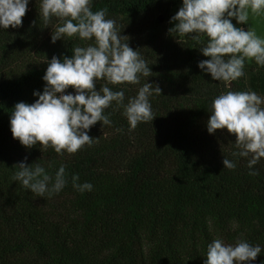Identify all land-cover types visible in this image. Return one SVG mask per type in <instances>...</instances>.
I'll return each mask as SVG.
<instances>
[{"label": "trees", "instance_id": "obj_1", "mask_svg": "<svg viewBox=\"0 0 264 264\" xmlns=\"http://www.w3.org/2000/svg\"><path fill=\"white\" fill-rule=\"evenodd\" d=\"M174 5L91 0L93 11L108 9L106 18L152 70L139 84L108 86L125 93V104L147 82L162 93L149 97L153 121L134 130L113 102L105 110L111 125L92 126L93 144L75 154L42 151L39 143L26 148L13 138L10 117L16 103H34V92H43L47 60L71 57L74 47L94 41L53 43L59 21L53 17L45 27L39 0H29L22 27L0 28V264H204L214 239L234 244L238 238L259 244L252 264H264V158L253 166L259 174L250 175L251 157L232 155L235 135L207 130L211 103L222 92L264 97V67L246 60L245 76L227 84L213 80L198 66L209 59L202 45L169 33ZM105 83L97 81V90ZM225 157L234 170L224 168ZM22 161L41 164L53 178L66 165V186L37 197L11 179ZM75 174L92 190L75 189Z\"/></svg>", "mask_w": 264, "mask_h": 264}, {"label": "clouds", "instance_id": "obj_2", "mask_svg": "<svg viewBox=\"0 0 264 264\" xmlns=\"http://www.w3.org/2000/svg\"><path fill=\"white\" fill-rule=\"evenodd\" d=\"M29 0H0V28L22 27V18ZM40 18L48 27L53 17L59 23L53 28L51 40L78 37L94 41L87 46H76L71 57L61 60L53 56L46 63L43 92L34 103L18 102L10 117L14 139L31 149L37 143L42 151L49 147L57 154H75L94 142L88 132L97 122L103 126L112 121L105 110L123 107V115L134 130L140 122L155 118L149 97L161 94L158 84L144 83L136 96L124 103L125 93L114 91L108 85L139 84L141 77H149L152 70L139 51L129 46L128 37L121 35L114 19H108V9L93 11L91 0H39ZM264 15V0H183L182 7L171 17L174 27L169 33L177 39L190 36L204 56L198 66L211 74L213 80L227 83L245 76L246 60H255L264 67V38L254 29L245 31L236 27L231 18L246 24L249 17ZM35 25L36 21L32 22ZM207 37V42L202 37ZM179 42L180 39H178ZM106 81L97 90V81ZM73 88L75 94L68 92ZM264 97L255 91H226L216 96L210 106L207 121L209 133L227 129L235 135L233 156L251 157L250 175H258L253 166L264 158ZM117 131H123L117 129ZM27 157H25V161ZM224 168L234 170L236 163L227 157ZM19 170L11 179L31 190L37 197L59 193L67 184L66 165H61L53 178L39 163L19 162ZM72 185L81 193L91 191L89 182L79 183V175L72 176ZM262 252L243 238L234 244L214 239L207 245L204 264H252Z\"/></svg>", "mask_w": 264, "mask_h": 264}, {"label": "rangeland", "instance_id": "obj_3", "mask_svg": "<svg viewBox=\"0 0 264 264\" xmlns=\"http://www.w3.org/2000/svg\"><path fill=\"white\" fill-rule=\"evenodd\" d=\"M183 0H175V5L173 8V16L176 14V12L182 7ZM232 23L236 27H242L245 31L249 30V28H252L255 30L256 34L260 36L261 38H264V15L253 17L250 15L249 22L246 24H240L237 22L235 18H231ZM164 20V19H163ZM169 25L171 27H174V22L169 21Z\"/></svg>", "mask_w": 264, "mask_h": 264}, {"label": "water", "instance_id": "obj_4", "mask_svg": "<svg viewBox=\"0 0 264 264\" xmlns=\"http://www.w3.org/2000/svg\"><path fill=\"white\" fill-rule=\"evenodd\" d=\"M161 20H163V17H161Z\"/></svg>", "mask_w": 264, "mask_h": 264}]
</instances>
